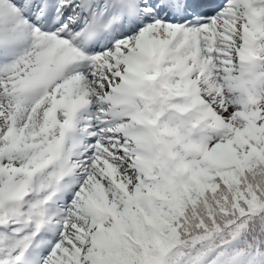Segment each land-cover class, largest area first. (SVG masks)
I'll return each instance as SVG.
<instances>
[{
  "label": "snow or ice",
  "instance_id": "1",
  "mask_svg": "<svg viewBox=\"0 0 264 264\" xmlns=\"http://www.w3.org/2000/svg\"><path fill=\"white\" fill-rule=\"evenodd\" d=\"M0 264H264V0H0Z\"/></svg>",
  "mask_w": 264,
  "mask_h": 264
}]
</instances>
